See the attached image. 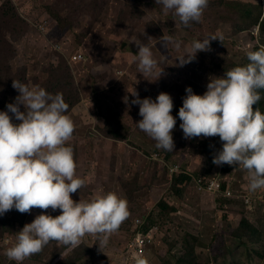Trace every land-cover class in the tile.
Masks as SVG:
<instances>
[{
  "label": "rangeland",
  "instance_id": "1",
  "mask_svg": "<svg viewBox=\"0 0 264 264\" xmlns=\"http://www.w3.org/2000/svg\"><path fill=\"white\" fill-rule=\"evenodd\" d=\"M212 1L211 5L207 2L200 20L192 21L191 26L184 27L185 24L172 16L173 10L165 12L162 4L156 3V0H143V4H128V0H61L58 7V13L61 14L59 21L61 27L59 26L55 31L54 36L50 32L55 29L49 30L47 25H42L43 30L40 27L39 31L29 29L25 34L29 38L27 43L29 51L34 55L38 54L39 57L47 58L33 65L40 68V75H35V79H32L29 66L21 67L20 78L8 79L17 80L28 86L39 85L51 93H62L65 102L71 104L68 106L67 114L74 125L72 137L76 136L71 147L74 157L83 164L80 170L90 166L96 168L100 164L99 170L102 167L106 170V174L104 176L101 170L99 177L101 180H108L113 167L116 175L109 180L108 185L111 187L119 185L118 194L125 199L126 194L122 192L124 188L121 180L128 182L131 177V167L138 163L134 172L136 174L145 172V175H139L137 180H135L137 175L135 178L132 176L128 182L134 187L138 196H143L145 199L142 200L144 203L134 207L136 217L148 213L150 218L156 221L154 226L158 227L161 235L171 225L169 223L161 225L159 217L153 216L152 209L156 208V200L164 196L159 192L160 187L155 174L159 181L170 180L168 187L164 185L166 195L174 193V186L168 172L157 171L152 165L161 154L156 150L154 139L144 135V131L137 130L135 122L140 116L139 105L132 103L133 99L136 96L155 99L160 90L165 91L171 86L175 89L191 86L197 94H199V88H202L204 92L210 78L223 76L225 71L234 66L247 64L249 61L246 52L264 46V28L261 25L264 21V0H237L233 8L243 3L250 4V14L243 19H241V9L231 11V8L225 11V0ZM3 2L4 0H0V13L2 11L9 13L12 6ZM154 2L156 6L158 4L161 6L162 14L156 11L153 16L148 15L144 19L139 17L142 9L137 14L134 12L136 10L134 5L138 7L146 4L155 7ZM34 5L38 7L39 0H36ZM152 19L154 20L150 23ZM17 21L25 25L19 17ZM190 24L189 21L187 25ZM8 26L18 28L14 23H9ZM62 27L67 29L63 30ZM14 28L13 32L19 35L18 30ZM207 35H217L222 37V40L210 39L209 46L205 50L198 51L192 60L181 65L178 57L186 54V49L191 47L193 39ZM167 36H171L172 39L166 41L164 38ZM137 41L149 46L157 62L153 73H141L137 67ZM69 42L74 44L72 50H68L65 45ZM95 42V46L98 43L102 44L101 47H97L101 57L97 64L92 65L95 67L92 69L89 63L80 62L82 60L80 56L86 59L84 54L87 56L93 50L91 45ZM112 43L116 47V57H113ZM49 44L54 49L64 51L68 58L71 56L73 59L79 58L71 60V63L76 66L73 73H69L63 67L65 64L61 61V57L52 55L55 50L51 51ZM0 71H2L1 67ZM92 72L100 75L97 76L100 85L97 86L96 91L91 85L88 89L84 87V82L89 81L87 84L92 82V77L89 78ZM11 81L0 82V102L4 99L7 104L10 99L17 97V91L9 88L13 86ZM258 91L260 99L254 107L264 112V89ZM98 106L107 107V110L111 108L110 111L116 115L113 116L114 118L121 115L120 125L124 128L120 127L115 133L121 134L126 141L115 140L118 137L110 133L108 126L112 120H109L108 116H105L104 123L103 120L100 121L99 118L104 110L99 117L92 115V110L97 112ZM0 110L4 109L0 108ZM172 112L173 116L178 118L175 111ZM105 127H108V130L103 133ZM178 132L177 135L182 139L179 151L186 153L187 157L184 159L180 154L181 162L185 161L184 165L190 169L192 164L189 161V154H191L196 160H193V164L197 165L201 174L206 173L210 179H221L224 189L232 188L238 196L236 201L228 200L218 188L199 191L192 195L194 190L190 186L188 198L185 201L187 209L184 214L182 212L186 225H179L172 221V233L168 231L169 236L163 237L161 244L156 239V243L145 247L140 256L145 257L148 264L264 263V244L260 246V249L253 250V242H259L260 235L264 234V225L259 224L260 221H258L264 214V204H261L264 202V187L255 190H250L248 187L245 194L253 195L252 200L239 195L246 186L245 179L248 183L247 170L226 162L213 163L215 151L211 146H215V149L219 151L224 143L219 135L207 137L200 135L186 139L182 130L180 135ZM173 141H175L174 138ZM207 147L208 154L203 152ZM149 152H152V155ZM203 155L205 157H202ZM171 165L181 169V165L176 162H172ZM206 176L202 175L205 178ZM88 183L92 189L99 188L96 182ZM148 186H151V191L148 190ZM103 192L104 190H101L98 193ZM149 194L150 198L147 197ZM174 200L181 203L183 196ZM160 203H163V200ZM166 211L170 212L168 207ZM41 212L47 213V209L39 208L37 213L18 212L16 209H11L10 215L8 210L0 215V226L5 239H13L15 235L7 232L8 227L19 230ZM1 219L5 220L7 227L2 225ZM179 226L184 228L182 233L178 231ZM102 235L101 233H85L81 237L87 242V249H91L89 255L92 259L91 264H134V259L138 255L134 254L135 251L132 248L134 242L130 228L117 229L108 234L107 243L100 249L98 244ZM50 242L51 240L43 245L40 251L28 256L27 264H84L86 261V259L80 260V255L85 251L83 248L78 249L79 243L70 246L66 251V244L50 245ZM93 250L96 255L93 254ZM252 251L260 257L252 259ZM57 255L61 257L60 262L56 261ZM162 257H168L171 260L163 262Z\"/></svg>",
  "mask_w": 264,
  "mask_h": 264
},
{
  "label": "clouds",
  "instance_id": "2",
  "mask_svg": "<svg viewBox=\"0 0 264 264\" xmlns=\"http://www.w3.org/2000/svg\"><path fill=\"white\" fill-rule=\"evenodd\" d=\"M207 2L156 0L165 12L173 10L179 22L185 25L200 20ZM215 38L222 40L217 35L193 39L186 54L178 57L180 64L192 60L198 51L209 46L210 39ZM164 39L167 41L172 37ZM136 44L137 67L141 73H153L157 62L149 46L139 41ZM246 56L247 64L234 66L223 76L210 78L202 94L187 86L177 116L186 138L218 134L224 143L213 157V163L226 162L247 170L248 187L255 190L264 187V112L254 107L260 99L258 90L264 89V46L247 51ZM12 84L9 88L17 91L16 102L7 103L6 110H0V215L13 208L26 212L33 207L47 209L49 206L53 210L59 208L60 213L53 216L41 212L25 223L15 232L14 243L4 249L5 255L20 262L40 251L50 240L75 246L85 233L103 234L98 244L102 249L108 234L116 231L128 216L126 199L115 191H106L88 200H73L70 194L79 189L84 180L75 174L73 150L66 143L74 129L67 114L68 104L60 92L51 93L39 85L28 86L17 80ZM132 103L139 105L142 117L135 122L137 127L156 141L157 148L172 150L171 130L176 117L171 113V95L162 91L155 99L136 96ZM20 104L24 111L20 110ZM9 113L19 122L14 123ZM216 181L221 184L219 191L225 198L238 196L232 188L225 190L221 179ZM229 190L231 194H228ZM247 190L244 188L239 195L252 200L253 195L245 194ZM195 191H201L198 184ZM138 218L145 222L140 224L135 217L138 228L132 240L156 228L154 242L150 245L155 244L158 234L155 222L148 213ZM9 241L5 239L3 243L8 245ZM262 244L264 234L260 235L259 242H253V250L260 249ZM134 254L138 255L134 264H148L147 259L140 256L143 252L135 251ZM257 257L259 255L255 253Z\"/></svg>",
  "mask_w": 264,
  "mask_h": 264
},
{
  "label": "trees",
  "instance_id": "3",
  "mask_svg": "<svg viewBox=\"0 0 264 264\" xmlns=\"http://www.w3.org/2000/svg\"><path fill=\"white\" fill-rule=\"evenodd\" d=\"M35 1L36 0H4V2H3V4L5 2H7L8 5L12 6L11 11H15V12L10 13L11 12L10 11L9 13H6L5 11H2L0 13V33H1L0 34V67L2 68V71H0V82L11 81L8 79L20 78L22 76L21 67H29L30 66L32 79H35V75L39 76L40 75V68H37L33 65H37V62L43 61L47 58L39 57L38 54L34 55L33 52L29 51V48L27 46L29 38L26 37L25 34L29 29L39 31V28L42 25H47L49 30H51L53 28L55 29L54 31L50 32V34H52L54 36L55 31L59 28V26L61 27V25L59 23V21L61 19V14L58 13L59 12L58 7H59V3L61 2V0H39L40 5H38V7H35V5H34ZM208 2H209V5H211V2H213V1L208 0ZM237 2H238L237 0H225L224 1L225 11L227 9H231V8H232L231 11L241 9V11H242L241 19H243L247 15L250 14V11H249L250 4L243 3L241 6H239L237 8H233ZM131 3L132 4H143V0H128V4H131ZM153 5L155 7H150L149 5H146V4L145 5H139L138 7H136L134 5V7L136 8V10H134V12H136V14H137V13H139V10L142 9V14H140L139 17L140 18L144 17V19L148 15L150 17L153 16L156 11H158L160 14H162V10L160 8L161 6L159 4H158V6H156L155 2L153 3ZM85 13L89 14L87 11H85ZM131 16L133 17V12H132ZM172 16L175 17L174 14ZM17 17H19L22 21H24L25 25H21L17 21ZM153 20L154 19H152L150 23H152ZM170 22H172V21L170 20ZM190 22H191L190 25H184V27L191 26L192 21H190ZM9 23H14L18 28L16 29L14 27L8 26ZM103 25H104V23H103ZM261 25L264 28V21L261 22ZM13 28L18 30L19 35L16 34L15 32H13ZM62 29L64 30L67 28L62 27ZM6 33H8L9 35L6 36L5 35ZM33 43H35V42L33 41ZM92 44L93 45H91V48H93V50L90 51V53H88L87 56L84 54L86 59H84L82 57L81 58L82 60L80 61L83 64L89 63L91 67L93 64L98 63V60L100 59L101 56H100L99 50H97V47L102 46L101 43H98L97 46H95L96 42L92 43ZM49 45H50L49 48L51 49V51L55 50L52 53V55H56L58 57H61V59H62L61 61L65 64V66H63V67L69 73H73L75 71L74 68L76 67L75 65H73L71 63L73 56L68 58L64 51H59L57 49H54L51 44H49ZM65 45H66L68 50H72L73 46H74V44H72L70 42L65 44ZM111 45L113 47V53H114L113 57H116L117 55L115 54V51H116L115 44L112 43ZM114 60L115 59H113V61ZM94 68L95 67H92V69H94ZM97 76H100V75H97V74L92 72V74H90V76H89V78L92 77V82L90 84H87V83H89V81L84 82V87L87 89L88 86L91 85L94 88V90L96 91L97 86L100 85ZM114 76H116V75H114ZM113 79L114 78H112V80ZM93 82H96L97 84L94 85ZM159 88L162 89L164 87H159ZM185 89H180V88L175 89V87L171 86V87L166 88L165 91H163V92H167L171 95L172 100H173V108L171 110L175 111L176 114L178 113L180 106H182L183 97L186 95ZM160 92H162V90H160ZM202 93H203L202 88L201 89L199 88V94H202ZM2 100L3 101L0 102V108L6 110V103L4 102V99H2ZM15 102H16V100L12 98L9 100L8 103H15ZM68 106H71V104L68 103ZM19 108L21 111H24L23 104H20ZM110 109L111 108H109L107 110V107L104 108V107L98 106L97 112L92 110V115L93 116L97 115V117H99L101 111L104 110L101 114V117L99 118L100 121L103 120V123H104L105 116H108V119L112 120L110 122V126H108L109 130L111 131L110 133L113 136L118 137V138L114 137L115 140L116 141H126V140H123V136L121 134L115 133L116 130L119 131L120 127L124 128L123 125H120L121 124V115L114 118L113 116H116V115L112 111H110ZM67 111H68V109H67ZM172 111H171V113L173 114ZM117 114H119L118 111H117ZM9 115L13 117L14 123L19 122V121L15 120L14 115L12 113H9ZM140 119H141V116H139V120ZM180 122L181 121H180L179 117L176 118V124L174 125V128L171 130L172 137L175 139V141H173L174 142L173 149L172 150H165L163 148H157L156 150H158V152H160L161 155H160V157H158L155 160L156 162L152 164V165H154V168L157 171L164 172V173L168 172L169 175L171 176L172 185L174 186V188H173L174 193L166 195L164 192L166 191V187L169 186L170 180L159 181L157 174H155L156 180H157L159 187H160L159 192L162 193L164 196H162V197H160V199L156 200L157 204H156V208L153 212V216L156 215L159 217V222L161 223V225H164L165 223H169V225H171L168 229H166V232L164 234L161 235L160 232H158L156 239L160 244L162 243L161 239H163V237L169 236L168 231L170 233H172V226H173L172 221L179 223V225H186L185 221H183V218H182V212L184 214L185 210L187 209V202H185V201H187V198H188V192H189L188 188L190 186L193 187L194 191H193L192 195H194L196 193L195 190L197 187V180L199 178H201L203 174H205V176H206V173L201 174L199 172L197 165L193 164V160L194 161H196V160H195V158H193V156L191 154H189V161L192 164L190 166V169H188L184 165L185 161L181 162V160L179 158V155L181 154V155H183L184 159H187L186 153L179 151L180 147L182 146L181 145L182 139L177 135L178 130H179V132H178L179 135L181 134V130H182L179 127ZM108 127H105V130L103 133H105V131L108 130ZM137 130L143 131V130L139 129L138 127H137ZM132 131H133V129H132ZM135 133H136V131H135ZM144 135H146L147 137H150L146 132H144ZM74 138L71 135L70 139L66 143L73 146V140H75ZM150 138H152V137H150ZM155 143H156V141H155ZM211 147H212V150H214L216 152V153L214 152V154L216 155L218 153L217 149H215V146H211ZM203 152H206L208 154L209 153L208 147L205 150H203ZM149 153L152 155V152H149ZM197 155H199V154H197ZM202 157H205V155H203ZM74 160H75V164H76L75 174L77 176H79L80 178L83 179V177L85 175H87L88 173L89 174L86 177H84L83 185L79 189H77L75 192L70 194L72 196L73 200H76V201H78L79 199L88 200L92 196H94L98 192H100L101 190H104V192L115 191L118 193L119 185H116L115 187H111L108 185L109 180L113 179V177L116 175L113 167H112L111 173L109 174L110 175L109 179L108 180H103V179L101 180L99 177L100 172L102 170L104 172V176H105L106 170L103 169L102 167L99 170L100 164L96 168H93V166H90V167H86L84 170L81 171L80 168L83 166V164H81V161L78 158L74 157ZM152 160H154V159H152ZM172 162H176V163L180 164L181 169L180 170L178 169L177 171L172 172L170 170V167L174 166V165H171ZM137 164L138 163L136 162L131 167V169H130L131 170V174H130L131 177H130L128 182H130L132 176L135 178V175H137V177L135 178V180H137L139 175H143V174L145 175V172H143V173L140 172L139 174H136L134 172V171H136ZM193 165L195 167H193ZM141 168H139V169H141ZM239 172L242 173L241 171H239ZM247 179H248V177H247ZM122 180H121V184L124 188V191H122V192L126 194L128 216L120 223L118 229L124 230V228H126V229L130 228L131 232L133 233V238H134L136 233H137V228H138V226L135 224L136 212H135L134 207L141 205V203H144L142 200H145V199L143 196H138V193L134 191L133 186L128 184V182H125ZM88 182H96L99 185V188H93V189L90 188L89 187L90 184ZM119 184H120V182H119ZM245 184H246L245 189L247 190L248 189V183H246V179H245ZM164 185L166 187H164ZM148 190L151 191V186H148ZM179 196L180 197L183 196L184 202L181 201V203H178V201L174 200V199H180ZM147 197L150 198L151 195L149 194ZM235 199L236 198H231L228 200L236 201ZM161 200H163V203H160ZM261 204H264V202H262ZM167 207H168L170 212L166 211ZM13 209H15V208H13ZM10 210H8L9 215H10ZM37 210H39L38 207H33L30 211H32L33 213H35V212L37 213ZM18 212H20V211H18ZM47 213L55 216V215H58L60 213V209L57 208V209L53 210L51 208V206H49V208H47ZM1 221H2V225L7 227L8 224L5 222V220L1 219ZM152 221L156 222L154 219H152ZM258 221H260L259 222L260 224L264 225V214L258 219ZM183 230H184V228L182 226H179L178 231L180 233H182ZM16 231H18V229H16L15 227H13L12 229H10V227L7 228L8 233L16 234L15 233ZM2 233H3V230H2V227L0 226V237L2 236L0 238V264H27L28 263L27 257L23 261L17 262L15 260H10L5 255L4 249L7 246H10L11 243H14L15 235H13V239H10L9 244L5 245L3 243V241L5 240L6 237H4ZM174 235H175V233H174ZM61 243H63V242H60L57 240H51L50 245H52V244L59 245ZM86 245H87V242L80 237L78 249L83 248L85 251L82 255H80V260L84 261L86 259L84 264H91L92 259L89 258V255L91 254V249L90 248L87 249ZM69 248H70V245H67L65 250L67 251V250H69ZM94 251L95 250H93V254L96 255V253ZM251 258L255 259V253H253V256ZM60 260H61L60 255H57L56 261L60 262ZM168 260H171V258H168V257H162L161 258V261H163V262L168 261ZM262 264H264V263H262Z\"/></svg>",
  "mask_w": 264,
  "mask_h": 264
},
{
  "label": "built area",
  "instance_id": "4",
  "mask_svg": "<svg viewBox=\"0 0 264 264\" xmlns=\"http://www.w3.org/2000/svg\"><path fill=\"white\" fill-rule=\"evenodd\" d=\"M81 58V56H80ZM75 59H77V57H75ZM159 155V153H158ZM159 157V156H158ZM178 168L176 166H172L171 167V171L174 172V171H177ZM197 184L199 186V189L202 191V190H207V189H212V188H218L220 190L221 188V184L214 180V179H206L204 177H201L197 180ZM228 194H231V191L229 190L228 191ZM137 221L140 223V224H143L145 221L142 219V218H137ZM156 229V228H155ZM154 230H151L148 234L146 235H143V234H139L137 236V239H135L133 242H134V246H132V248L135 250V251H138V252H143L145 247H147L148 245L152 244L154 242Z\"/></svg>",
  "mask_w": 264,
  "mask_h": 264
}]
</instances>
